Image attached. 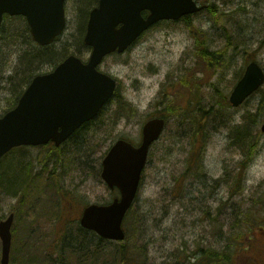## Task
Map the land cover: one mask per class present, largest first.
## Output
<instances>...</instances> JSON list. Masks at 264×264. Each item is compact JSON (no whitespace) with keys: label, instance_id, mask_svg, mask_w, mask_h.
<instances>
[{"label":"rangeland","instance_id":"374dc122","mask_svg":"<svg viewBox=\"0 0 264 264\" xmlns=\"http://www.w3.org/2000/svg\"><path fill=\"white\" fill-rule=\"evenodd\" d=\"M98 2L67 0L66 31L47 51L56 55L52 62L71 54L89 58L83 39ZM199 2L208 9L189 24L162 22L125 54L111 55L101 64L100 70L117 80L118 96L132 106L129 116L115 119V98L96 124L63 146L17 149L1 161L0 221L15 214L11 264H34L38 249L45 253L44 262L52 264L83 263L85 246L96 253L97 241L93 246L86 239L82 247L76 240L82 212L78 219L63 212L60 219L61 206L67 198L78 211L83 205L112 203L119 192L101 179L104 157L118 139L140 145L144 124L155 117L167 116V127L150 150L130 225L139 264H207L201 250H221L242 208L259 195L264 198V115L253 117L255 124L244 137L247 149L242 130L237 137L234 133L246 123L245 114L258 113L264 86L239 108L218 107L250 62L264 69V0ZM17 26L5 22V30L14 31L12 38L0 35V115L14 107L28 73L53 69L47 56L42 55V65L27 56L26 33L16 31ZM198 40L211 52L224 50L222 61L201 62ZM202 111L212 112L204 119ZM195 116L201 119L197 138ZM258 212L264 217V206ZM220 229L226 235L222 241ZM251 236V243L243 236L247 250L237 264H264V231ZM1 249L0 241V258Z\"/></svg>","mask_w":264,"mask_h":264},{"label":"water","instance_id":"95a60500","mask_svg":"<svg viewBox=\"0 0 264 264\" xmlns=\"http://www.w3.org/2000/svg\"><path fill=\"white\" fill-rule=\"evenodd\" d=\"M66 0H0V29L5 14L23 16L34 42L52 45L65 28ZM195 0H100L92 10L84 39L93 51L87 64L70 56L52 73L37 76L17 107L0 117V159L20 146L53 142L60 146L85 123L93 120L114 96L117 83L98 70L103 59L125 52L146 30L162 20H179L200 12ZM148 12L145 18L143 12ZM264 84V71L257 62L246 68L234 88L230 102L242 105ZM165 128L163 119L148 121L139 147L119 140L103 161L102 179L120 197L102 206L84 209L81 226L103 239L123 241V222L140 188L151 146ZM264 131V126L262 127ZM14 216L0 223L1 264L10 263L11 228Z\"/></svg>","mask_w":264,"mask_h":264},{"label":"trees","instance_id":"16d2710c","mask_svg":"<svg viewBox=\"0 0 264 264\" xmlns=\"http://www.w3.org/2000/svg\"><path fill=\"white\" fill-rule=\"evenodd\" d=\"M214 13V12H213ZM7 21H16V23L18 24V26L16 27L17 30H20V33H26V37L29 43V50L26 52L27 56H32V59H34L33 61L36 62L39 65H42V55H45L49 58V62L53 63V67L56 66V64L52 61H54L56 59V55L54 54H47V51L51 48V47H45V48H41L38 45H36L33 40L31 39L30 35H29V31H28V27L26 25V22L24 21L23 18L19 17V18H6ZM190 18L187 19V23L189 24ZM7 29V28H6ZM196 29V28H195ZM12 30V29H11ZM14 30V29H13ZM15 31V32H16ZM10 32H14V31H10ZM8 32V30H5V27L3 28L2 32H1V36L6 39V38H12V33ZM2 38V39H3ZM10 39H8L7 44H9ZM13 42V41H11ZM223 51L224 50H220L218 52H211L210 49L208 48V46L198 40L197 43V51H196V57L201 61L206 63L207 65H212L213 62L215 63H219L222 61V57H223ZM31 59V60H32ZM32 61V63H33ZM32 63H30L32 65ZM36 68H34L35 70ZM244 71H242V75H243ZM39 73L37 72H30L27 74V77L23 80L24 81V86L23 89L21 90V92L19 93L17 99L22 95L24 89L30 84V82L32 81V79L38 75ZM242 75L239 77L241 78ZM116 98V108L115 110H113L114 113V117L115 119L119 120L122 119L123 117L129 116L130 111L132 110V106L130 104H128L127 102H124L119 96L118 93L116 92V95L114 97V100ZM261 104L259 105V111H257L258 113L256 115H252V113H248L245 114L244 118L246 123H243L239 126H236V130H234V133L236 134V137L239 135L240 130H242V137H243V141L242 143V147L243 148H248V143L246 145V142L244 143V137L246 134H248L250 132V129L253 128L252 124H255L253 117L259 115V119L261 118L262 115H264V95L262 96L261 99ZM113 101V100H112ZM111 101V102H112ZM174 103V102H173ZM200 101H198V99L196 100V106L199 105ZM171 105H170V109H171ZM218 107L221 109H226L227 108H231V104L229 102V97H225L223 96L222 98L220 97V101H218ZM105 111H107V107H105L102 112L100 113V115L98 116V118L86 125L85 127H83L81 130H79L75 136L77 135H82L83 132L86 131L87 128H89L90 126H92L93 124H96L99 121V118L105 113ZM212 111L209 112H204L202 111V115L201 117H204V119H208L207 117L211 114ZM166 118L167 116H161ZM196 120V130H198V132H196V138L200 135L201 132V127H199V123L198 121L201 120L198 116L194 117ZM233 133V134H234ZM74 136V137H75ZM253 143L254 141H250V143ZM246 146V147H245ZM4 182L3 179H1L0 177V184H2ZM54 191V190H53ZM58 194V191H57ZM75 201V204H79L81 200L76 199L73 200ZM264 202V198H262V195H259L257 199L254 200V202L252 204H250L247 207L242 208V210L239 212V214L237 215V218L235 220V224L233 225L234 230L230 231V235H227V240L225 241V245L222 247L221 246V250H215L213 248H210L208 251L205 250H201V253H203V260L207 262V264H237V261H241L242 255H244V251H246L247 249H245V237L249 239V243H251V240L253 239V236H251L252 234H254V232L256 230H261L264 231V217L263 215L260 214V212H258V206H264L262 205V203ZM84 207V205L82 206V208ZM81 208V210H82ZM81 210H77L76 205L75 207L70 203L69 198H67V200L64 202V204H62L61 206V213L59 214V218H61V216H64V214H67V216L70 218L72 217V214H75L76 216H73L75 219L79 218V215L81 214ZM68 211V212H65ZM135 211V207H133L131 209V211L128 213L125 222H124V228L127 234L126 240L124 242H120V243H116V242H111V241H106L103 240L101 238H99L97 235H95L92 232H89L87 230H84L82 228H79V232L81 236H78V238L76 240L80 241L82 247H84L86 244L84 243V240L87 239V244L93 245L94 241L98 242V245L96 247V253L93 255L92 254V250L91 248H89L88 246H85L86 251H88V254L86 256V258L83 260V263L81 264H139V258L138 256L136 257V252L132 251V239L130 236V230H131V223H132V215ZM64 212V214H63ZM72 212V213H71ZM67 217V218H68ZM59 219V220H60ZM133 224V223H132ZM219 237H220V241H222L223 237H226L225 233H223L222 229L219 230L218 233ZM243 236H245L243 238ZM94 246V245H93ZM15 249V246H14ZM36 253L33 254V262L34 264H52L51 260L48 261V259L46 260V262H44V258L43 255L45 254L44 252L39 251H35ZM39 252L41 254V256L39 255ZM13 255V254H12ZM248 253H246L245 256L248 257ZM243 256V257H245ZM240 257V258H239ZM23 264H28L27 262H24Z\"/></svg>","mask_w":264,"mask_h":264},{"label":"flooded vegetation","instance_id":"af4514ba","mask_svg":"<svg viewBox=\"0 0 264 264\" xmlns=\"http://www.w3.org/2000/svg\"><path fill=\"white\" fill-rule=\"evenodd\" d=\"M11 214H14V213H11Z\"/></svg>","mask_w":264,"mask_h":264}]
</instances>
